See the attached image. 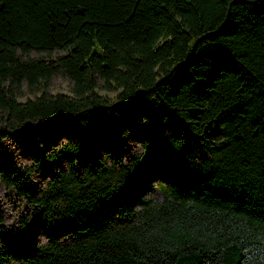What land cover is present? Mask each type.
I'll return each mask as SVG.
<instances>
[{
  "label": "trees",
  "instance_id": "1",
  "mask_svg": "<svg viewBox=\"0 0 264 264\" xmlns=\"http://www.w3.org/2000/svg\"><path fill=\"white\" fill-rule=\"evenodd\" d=\"M51 130L0 162L47 240L0 264H264V0H0V132Z\"/></svg>",
  "mask_w": 264,
  "mask_h": 264
},
{
  "label": "rangeland",
  "instance_id": "2",
  "mask_svg": "<svg viewBox=\"0 0 264 264\" xmlns=\"http://www.w3.org/2000/svg\"><path fill=\"white\" fill-rule=\"evenodd\" d=\"M32 57L38 54L32 52ZM71 82L63 75H56L52 77L50 81V87L48 92L51 94H71ZM25 92L27 89L25 87ZM99 94L112 96L113 93L103 90H97ZM33 96L27 94L25 97L20 98L21 101ZM50 140L60 141L61 138L56 130L50 132H39L36 134H21L5 137V133L0 132V162L6 164L7 168L14 167H32L30 159V151L33 147L45 148ZM126 156L128 159L134 155L143 154L141 147L134 143H126ZM149 154L155 157L158 161L166 163L169 161L170 156L168 150L163 141L156 147H152L149 150ZM149 177L148 180L141 185V195L152 202H158L163 199V191L160 184L163 181L158 177L155 170L145 171ZM32 183L34 186H39L42 183L40 174L36 171L31 175ZM136 179V177H135ZM137 210H141V205H136ZM0 209L4 214V223L2 224V232L0 233V240L8 241L10 237H13L19 243L28 246H37L46 243V235L43 227L34 218L31 209L25 203V201L13 190L5 187L0 181ZM15 264V263H10Z\"/></svg>",
  "mask_w": 264,
  "mask_h": 264
}]
</instances>
